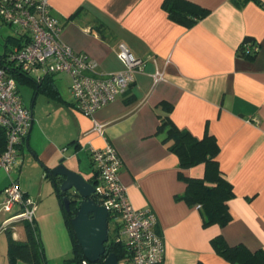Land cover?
<instances>
[{"label":"crops","instance_id":"crops-1","mask_svg":"<svg viewBox=\"0 0 264 264\" xmlns=\"http://www.w3.org/2000/svg\"><path fill=\"white\" fill-rule=\"evenodd\" d=\"M190 1L208 13L184 26L168 17L163 0H49L60 22V39L94 60L96 72L124 68L117 56L119 42L147 60L127 93L92 116L73 108L67 74L45 76L38 85L21 80L28 84L27 96L33 93L30 104L22 99L31 111L32 125L18 147V169L8 176L0 168V203L10 180L31 197L33 189L23 180L29 174L40 187L55 189L44 176V166L51 169L61 158L67 167L96 182L90 150L108 142L121 158L119 179L129 202L156 214L155 230L164 247L160 264H231L212 248L211 239L217 235L231 246L264 250V0ZM246 38L259 46L252 59L238 54ZM25 41L13 33L4 47L13 50ZM156 70L163 79L154 83ZM18 91L21 95V87ZM166 115L199 139L206 134L215 138L219 171L233 190L228 200L232 219L226 225L204 226L198 205L180 197L186 190L184 178L212 183L215 175L203 162L180 168L170 142H164V132L158 131ZM95 123L103 125L102 134L94 129ZM34 200L38 227L42 203ZM4 214L0 211L3 219ZM11 231L14 240H26L21 219L14 221ZM8 240L6 232L0 234V264L8 263ZM14 264L30 263L18 259Z\"/></svg>","mask_w":264,"mask_h":264},{"label":"built area","instance_id":"built-area-1","mask_svg":"<svg viewBox=\"0 0 264 264\" xmlns=\"http://www.w3.org/2000/svg\"><path fill=\"white\" fill-rule=\"evenodd\" d=\"M0 20L15 28L14 33L26 41L0 57V126L5 131L6 145L0 154V168L9 176L18 169V147L27 137L32 114L22 101L16 80L6 67L19 68L39 80L48 74L65 73L70 78L69 92L73 108L92 116L94 111L124 96L135 81V74L144 68L146 58L136 56L124 43L117 44V56L124 68L112 73L95 71L96 62L85 53L74 51L60 35V22L52 13L49 0H0ZM246 53H256L258 45L243 42ZM163 79L161 71L153 73L154 83ZM102 124L94 129L102 134ZM90 158L98 173L94 185L97 202L108 211V221L117 225L113 237L123 243L126 255L123 264H160L164 247L156 232L157 217L149 208H135L119 179L121 158L115 147L106 142L102 148H91ZM0 211L15 213L0 222V230L18 219L34 220L35 200L22 192L15 180L2 189ZM82 264H90L86 260Z\"/></svg>","mask_w":264,"mask_h":264},{"label":"trees","instance_id":"trees-1","mask_svg":"<svg viewBox=\"0 0 264 264\" xmlns=\"http://www.w3.org/2000/svg\"><path fill=\"white\" fill-rule=\"evenodd\" d=\"M235 1L237 4H241L246 0ZM162 7L171 20L184 26L192 25L199 19L205 17L208 13L206 8L190 0H163ZM78 13L79 10L74 12L71 16H77ZM96 27L98 30H101L103 24L99 23ZM243 42L255 43L251 38H246ZM255 44L258 45V43ZM8 51L5 50L0 54V57L7 56ZM238 54L241 57L252 59L256 56L257 52L253 54L246 53L244 48L239 47ZM6 67L10 76L16 81L26 80L34 85L40 84L45 76L52 75L48 74L37 80L32 75L21 71L18 67L12 68L8 65H6ZM159 130L163 131L165 134L163 141L170 142L169 149L178 156L180 168L203 162L209 173L211 172L212 175H215L212 183L205 182L203 178H184L186 190L180 197L190 205H198L204 226L209 224L224 226L229 223L232 216L229 211L228 200L233 197V190L230 183L219 171L218 162L216 160L218 145L215 138L210 134H206L199 139L193 136L189 131L178 128L167 115L161 119V124L158 127V131ZM5 145V131L0 126V154L5 149ZM44 176L52 181L60 200L62 192L58 189V181L51 177L49 167L44 166ZM62 209L67 229L73 243L72 260L75 264H82L86 259L70 221L72 215L76 211V206L73 205L70 212H66L64 208ZM21 221L26 233V240L24 241H17L12 238L11 227L14 221L9 223L4 229L9 239L7 264H14L18 259L30 264H46V257L39 238L37 224L34 220L30 222L26 219H21ZM113 237L109 238L108 236V241L104 243V255L101 256L97 262L92 264H104V258L111 252L116 254L118 261L125 258L126 248L124 244L115 242ZM211 245L218 255L231 264H264V250L262 249L251 251L243 244L228 245L221 235L213 237L211 239Z\"/></svg>","mask_w":264,"mask_h":264},{"label":"water","instance_id":"water-1","mask_svg":"<svg viewBox=\"0 0 264 264\" xmlns=\"http://www.w3.org/2000/svg\"><path fill=\"white\" fill-rule=\"evenodd\" d=\"M64 161L61 158L50 169V175L58 181V189L62 192V208L70 212L72 206H76L70 221L86 261L92 264L105 253L104 243L108 241V211L95 198V182L67 167ZM104 264H118L116 254H107Z\"/></svg>","mask_w":264,"mask_h":264},{"label":"rangeland","instance_id":"rangeland-1","mask_svg":"<svg viewBox=\"0 0 264 264\" xmlns=\"http://www.w3.org/2000/svg\"><path fill=\"white\" fill-rule=\"evenodd\" d=\"M14 31L15 28L13 26L3 23L0 20V53L6 50V47H4L6 37L8 35H12ZM8 44L9 46L12 45L11 42H8ZM16 82L17 86L19 88L21 87L22 99L24 98L25 100H27L28 104H30L33 93L31 94V96H27L26 87H28V84L21 83L18 80ZM23 180L30 185L31 189H33L31 198L37 199L38 204L42 203L40 208L43 211V217L41 216L39 221H37V230L39 232L40 241L43 245L46 264H75V262L72 260V239L67 229L62 206L60 204L59 196L56 190H51V188H47V186L40 187L39 183H37L34 177H32L30 174L26 175ZM14 212L16 211H11L10 213H6L4 215L8 217ZM0 219H3V216L0 217ZM113 226H115V222L113 218H110L108 222L109 238L114 236ZM17 228L19 227H16L14 231H17ZM0 234L5 235L4 230H0Z\"/></svg>","mask_w":264,"mask_h":264}]
</instances>
